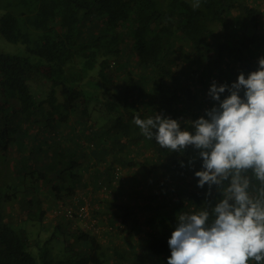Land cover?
Listing matches in <instances>:
<instances>
[{"label":"trees","instance_id":"obj_1","mask_svg":"<svg viewBox=\"0 0 264 264\" xmlns=\"http://www.w3.org/2000/svg\"><path fill=\"white\" fill-rule=\"evenodd\" d=\"M230 1L199 0L194 9L196 0H8L0 33L25 45L30 56L0 51V149L19 154L18 177L19 170H33L24 157L43 169L25 173H39L34 194L0 195V264H167L179 214L198 212L219 194L214 187L206 197L208 186L198 187L195 171L202 161L189 165L195 149L181 154L161 148L133 121L163 114L190 127L213 106V81L231 85L241 72L257 69L264 57L263 9ZM90 25L91 35L83 33ZM95 70L104 87L98 94L80 85ZM36 78L51 84L41 100L31 91ZM100 110L108 117L102 124L91 117ZM83 142L94 148L87 151ZM130 145L139 147L134 156H127ZM108 155L130 175L113 196L95 194L106 205L95 224L88 222L92 233L80 227L66 232L64 226L80 214L67 200L79 196V209L81 197L96 191L85 190L86 179L108 177L112 170L99 173L86 158L107 163ZM45 198L49 206L64 204L50 236L35 250L26 220L15 224L7 212L18 201L20 209L29 208L28 221L42 224L49 206L37 212L27 204ZM103 224L110 227L109 242L95 233L103 232ZM74 236L87 244L85 250L74 249ZM57 241L63 245L59 254Z\"/></svg>","mask_w":264,"mask_h":264},{"label":"clouds","instance_id":"obj_2","mask_svg":"<svg viewBox=\"0 0 264 264\" xmlns=\"http://www.w3.org/2000/svg\"><path fill=\"white\" fill-rule=\"evenodd\" d=\"M208 96L213 106L190 127L163 114L133 121L161 148L195 149L189 165L202 161L198 187L208 186L206 197L214 187L219 194L198 212L179 214L167 264H264V57L231 85L213 81Z\"/></svg>","mask_w":264,"mask_h":264},{"label":"rangeland","instance_id":"obj_3","mask_svg":"<svg viewBox=\"0 0 264 264\" xmlns=\"http://www.w3.org/2000/svg\"><path fill=\"white\" fill-rule=\"evenodd\" d=\"M230 2L234 4L242 3L248 6L250 5L257 6V7L260 6V8L263 9L262 13L264 14V0H231ZM9 3L10 2H8V0H1L2 5L0 8V18L7 11H10ZM261 22H263V20ZM93 27L94 29L99 28V26L96 24L93 25L92 28ZM86 28H87V31L83 30V33L88 32L91 35L92 33L91 25L89 26V28L88 26H86ZM0 51L4 53L12 54V55L22 56V57L30 56V54L27 52L25 45L21 43H14V42L8 41L7 39L4 38L3 35H1V33H0ZM36 80L37 78L35 79V81ZM80 85H83L84 88L89 89L90 92L94 94H98L96 90L97 91L99 90L100 93H102L104 90L101 79L99 75L97 74L96 70L90 71L89 74L82 81H80ZM30 86H31V91L33 92L35 96L38 97L39 100H41L44 97V93L46 92L47 89L48 90L46 94L48 95L50 88H51V84L48 80L45 82L41 80L36 81V82H30ZM91 117L93 118V120H95L96 122L100 124L104 123L105 119H108V117L101 110L97 112H92ZM1 147L2 146H0V148ZM88 148L92 149L94 147H89V144L85 143V149H87V151H88ZM128 148H129V151L132 153H128L127 156H132V155L134 156L137 154V151L139 150V147L135 145L134 146L130 145L127 147V149ZM109 153L116 154V155H123V151H120L119 153H117L113 150L112 152L110 151ZM141 154L143 153L141 152ZM140 156L142 155H139V157ZM18 157H19V154H16L13 148L10 150V153L4 152L2 149H0V162L2 163L0 165L1 167L0 168V186H3L4 184L10 183L13 180H15V183L12 184L10 187H8V185L3 186L0 189V195H2L3 193L5 194V193L16 192V191H22L26 195V197H28L30 194H34V192L38 191L40 187V184H39L40 180L37 182L38 174H39L38 172L30 174L29 178L25 176V173H31L33 170H38V168L42 170L43 167L40 166L41 162H36L35 159H31L30 157H24L26 158L25 159L26 162L30 164L33 170L32 171L27 170L24 172H21V170H19V174L23 173V176L18 177V175L16 174L17 168L15 165V163L18 161ZM107 158H108L107 163L104 162L102 157L98 160H96L94 156H88V158H86L87 162L93 164V167L99 173L101 172L104 173L105 168H111L112 170L108 171V177L104 174L103 176L98 177L99 179L94 178V181H92L90 178L86 179L87 187L85 190L93 191L94 189H96V191L95 193L89 192L84 197H81V200L83 198V205L80 206L79 209L76 210V206H75L76 202L79 201V198H78L79 196H75L67 200L68 201L67 204H69L68 206L72 207V212L80 211V213L82 212V215L80 214L78 215L76 219L77 221L75 220V223L68 222L67 226H64L63 230H66V232L77 229V227H80L81 229L89 230L92 233V226L88 222L91 221L92 224H95L96 222L95 214L99 215L97 212L101 209H104L106 205L104 201H98L100 197L96 198L95 194H99L103 198H108L110 195L113 196V194H116L115 193L116 190L120 186H122L123 184L122 181H124L125 178L128 177V175H130L127 167L121 162V160H115L113 156H110V155H108ZM11 160L12 162H10ZM112 161H113V164L111 163ZM11 163H13L12 165L14 166L15 170L13 166H11ZM36 182H37V187L38 186L39 187L36 190H33L32 186L35 187ZM124 185H127L126 182L124 183ZM41 195L42 194H40V196ZM46 199L47 198L43 199L45 200L43 204L39 202L38 200H36L33 204L28 203L27 205L29 207H32V210H37V212L41 211L42 208L47 210V207L49 205ZM63 204L62 203L54 204L52 202L50 204L51 206H49L48 208V211L45 215V220L42 224H39L37 221H32V220L28 221L27 217L29 215L28 214L29 208H24L22 206L24 209L22 208L20 209V205L18 201L14 203L13 208L8 209L7 214H8V218L12 220L15 224H20L22 220H26L25 224H26V228L28 229V234L30 236L31 249L34 248L36 250L37 245L38 246L41 245L43 241H45L50 236L51 234L50 231L52 230V227L54 224L53 222L55 219V214L56 212H58L57 208H59L60 206H63ZM58 205L60 206L58 207ZM103 228H104L103 232L100 230L99 231L95 230V233L97 236L101 237V239H103L105 242H109L108 238L106 237L108 235L105 234V231L106 229L110 230V227H108L106 224H103ZM70 241L72 242V245L74 249L76 250L81 249V248L85 250L87 247V244L84 242L78 243L77 238L75 236L73 237V239L71 237ZM62 246L63 245H61L60 241H57L54 252L56 254H59L60 247L62 248Z\"/></svg>","mask_w":264,"mask_h":264}]
</instances>
